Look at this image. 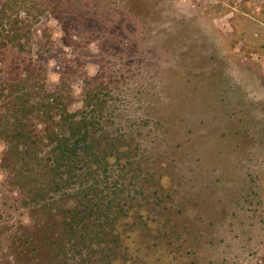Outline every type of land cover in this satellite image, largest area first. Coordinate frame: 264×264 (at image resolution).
I'll list each match as a JSON object with an SVG mask.
<instances>
[{
	"label": "rangeland",
	"instance_id": "obj_1",
	"mask_svg": "<svg viewBox=\"0 0 264 264\" xmlns=\"http://www.w3.org/2000/svg\"><path fill=\"white\" fill-rule=\"evenodd\" d=\"M24 4L0 112L32 61L72 112L92 102L129 217L114 264H264V0ZM2 138L0 264H63L48 215L74 200L29 203Z\"/></svg>",
	"mask_w": 264,
	"mask_h": 264
},
{
	"label": "trees",
	"instance_id": "obj_2",
	"mask_svg": "<svg viewBox=\"0 0 264 264\" xmlns=\"http://www.w3.org/2000/svg\"><path fill=\"white\" fill-rule=\"evenodd\" d=\"M26 2L0 0V51L20 40L18 30L12 33L5 28L16 26L21 4L26 7ZM20 42L14 47L20 48ZM2 53L0 66L18 65ZM42 75L35 61L29 62L27 79L13 85L16 100L1 106L0 135L7 154L21 158L20 175L29 172V203L45 204L57 195L74 200L70 207L63 205L48 215L55 223L45 228L58 237L46 242L56 248L53 257L63 264L69 260L76 264H114L123 252H130L123 244V225L129 217L127 203L120 196L124 187L116 184L112 190L107 182L113 170L111 152L97 137L95 106L89 102L83 111L72 112L64 102L65 84L51 91ZM124 166L127 168L126 163ZM136 260L131 256L129 262L137 264Z\"/></svg>",
	"mask_w": 264,
	"mask_h": 264
}]
</instances>
